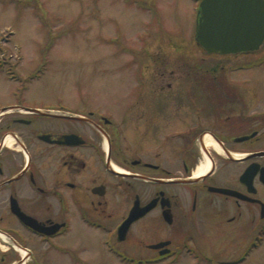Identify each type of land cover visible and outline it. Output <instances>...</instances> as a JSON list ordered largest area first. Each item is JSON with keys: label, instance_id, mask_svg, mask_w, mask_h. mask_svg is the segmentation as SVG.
<instances>
[{"label": "flooded vegetation", "instance_id": "flooded-vegetation-1", "mask_svg": "<svg viewBox=\"0 0 264 264\" xmlns=\"http://www.w3.org/2000/svg\"><path fill=\"white\" fill-rule=\"evenodd\" d=\"M194 39L177 69L150 55L111 112L40 97L46 61L0 55V264L213 263L211 237L237 242L232 264L264 245V44L223 55Z\"/></svg>", "mask_w": 264, "mask_h": 264}, {"label": "rangeland", "instance_id": "rangeland-1", "mask_svg": "<svg viewBox=\"0 0 264 264\" xmlns=\"http://www.w3.org/2000/svg\"><path fill=\"white\" fill-rule=\"evenodd\" d=\"M200 1L0 0V55H15L28 71L46 61L45 89L43 83L34 89L40 97L48 88L65 101L80 102L83 95L116 111L136 86L138 72L148 70L150 55H164L169 69H177L179 60L200 52L194 39ZM144 75L148 79L150 72ZM7 87L0 78V91ZM81 236L77 232V240ZM208 239L207 256L218 259L205 264L241 258L236 241ZM96 254L102 263L108 258L106 264H122L111 253ZM197 262L187 255L181 264ZM232 264H264V245Z\"/></svg>", "mask_w": 264, "mask_h": 264}, {"label": "water", "instance_id": "water-1", "mask_svg": "<svg viewBox=\"0 0 264 264\" xmlns=\"http://www.w3.org/2000/svg\"><path fill=\"white\" fill-rule=\"evenodd\" d=\"M196 41L209 54L255 51L264 44V0H201ZM133 209L131 222L150 209Z\"/></svg>", "mask_w": 264, "mask_h": 264}, {"label": "bare ground", "instance_id": "bare-ground-1", "mask_svg": "<svg viewBox=\"0 0 264 264\" xmlns=\"http://www.w3.org/2000/svg\"><path fill=\"white\" fill-rule=\"evenodd\" d=\"M200 172V171H199Z\"/></svg>", "mask_w": 264, "mask_h": 264}]
</instances>
